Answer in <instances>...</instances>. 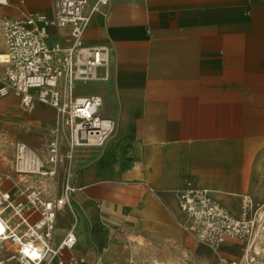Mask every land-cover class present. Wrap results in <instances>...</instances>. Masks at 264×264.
Wrapping results in <instances>:
<instances>
[{
  "label": "crops",
  "instance_id": "1",
  "mask_svg": "<svg viewBox=\"0 0 264 264\" xmlns=\"http://www.w3.org/2000/svg\"><path fill=\"white\" fill-rule=\"evenodd\" d=\"M57 1L7 0L0 6V26L4 19L23 15L51 19ZM96 2L89 0L88 9ZM86 29L93 38H83L84 45L106 48L108 60L110 49L117 91L128 93L120 132L128 138L131 154L126 164L105 154L91 168L74 172L69 180L76 189L71 195L73 221L66 209L56 214L53 247L74 226L76 245L65 252L64 260L74 257L93 264L98 259L100 264L101 250L118 242L106 233L114 226H125L134 246L151 236L177 234L181 216L173 191L189 186L188 181L210 191L220 206L237 216L231 206L240 209L243 178L254 170L253 158L264 152L257 150L261 141L264 145V0H109ZM56 44L69 47L68 28L49 29L48 45ZM3 46L0 32V54ZM75 91L78 97L100 98V119L112 115L114 88L93 81L77 84ZM134 92L144 93L143 100L129 96ZM9 94L0 101V124L10 125L5 133L16 139L28 134L37 143L56 117L41 106L30 108L27 116L12 106L16 96ZM136 108L158 110L153 120L143 112L140 137H134V124L128 120L130 109ZM215 155L221 156L217 162ZM217 171L222 173L215 175ZM225 246H236L237 251L230 254ZM179 247L194 264H220V256L236 257L242 242L227 240L220 252H209L180 237ZM133 257L128 264H134ZM146 257L162 264H176L180 258L161 249L150 250Z\"/></svg>",
  "mask_w": 264,
  "mask_h": 264
},
{
  "label": "built area",
  "instance_id": "2",
  "mask_svg": "<svg viewBox=\"0 0 264 264\" xmlns=\"http://www.w3.org/2000/svg\"><path fill=\"white\" fill-rule=\"evenodd\" d=\"M109 0H99L105 5ZM89 0H58L55 15L52 19L43 16L23 15L18 19L2 21L1 30L5 44L3 54L4 78L8 90L0 89V99L11 91L20 98L23 107L28 108L34 101L54 108L71 123L82 121L78 110L85 109L87 104H95L98 109L99 99L89 98L86 105L77 107L73 92L74 85L85 83L97 75L99 68L105 67L108 57L106 48L86 47L83 36L90 13ZM7 0H0L5 6ZM69 29L70 45L62 48L59 45L49 46V29ZM106 78V77H105ZM102 80V79H99ZM81 106V105H79ZM95 111L91 112L93 115ZM101 144L105 139L101 133ZM51 163L56 161L57 144H50ZM72 148V147H71ZM32 152L23 143L15 145V168L22 172L28 161L36 160ZM32 157V159H30ZM71 158V156L69 157ZM21 164L22 169L17 167ZM54 175V172L48 173ZM75 192L69 183V176L61 187V192L53 202L31 201L33 206H40V220L34 219L36 211L25 214L21 203L13 205L9 194L2 196V202L14 211L18 222L13 229H7L1 235L0 253L6 252L3 244L8 242L14 252L0 258V264H82L83 260L69 257L64 260L65 252L71 251L76 239L70 229L61 242L52 247L56 214L64 209L70 210V196ZM10 202V204L8 203ZM177 207L185 216L187 226L184 228L199 243L210 250L217 251L227 240H240L253 237L256 232L264 238V209L261 216L258 207L249 201L241 205V214L235 219L220 206L209 192L186 187L177 194ZM41 249L34 245L41 243ZM30 242V243H28ZM248 242V241H247ZM28 246L25 249L24 245ZM37 252V254H34ZM223 264H239L235 261L221 260Z\"/></svg>",
  "mask_w": 264,
  "mask_h": 264
},
{
  "label": "rangeland",
  "instance_id": "3",
  "mask_svg": "<svg viewBox=\"0 0 264 264\" xmlns=\"http://www.w3.org/2000/svg\"><path fill=\"white\" fill-rule=\"evenodd\" d=\"M83 38L85 39V41L91 42L90 40L93 38L92 31L86 29ZM108 61V66L99 68L97 70V78L103 79L106 77L105 80H101L100 82L94 81V83L105 85L108 87L110 86L116 91V93L113 95V98H111L109 102L110 106L112 107V115L108 117V120L115 124V127L113 128V131L108 132L105 135V139L101 144L90 143L87 138L81 139L79 131V143L81 145H74L71 148V145L73 143L70 135L72 133V128L69 129V125L63 126L61 119L58 122L57 117L60 114L57 113L54 108L40 104L36 101H34L32 105H30L31 108L37 106L44 107L56 117V122L51 124L48 128L50 132L44 135V138L37 137V143H32V141H30L31 135L28 134H24V137L22 139L12 138L10 135H7L4 131V129H6L10 125L6 127V125L2 126L0 124V131H4L3 134L0 135V222L4 223L5 219H10L12 217L13 218L10 221V226L13 227V225L17 224L18 222V219L17 217H15L14 211L12 209L8 208L4 211V207L6 206V204L2 202V196L4 194H9V201L13 205H15L16 203H21L23 207V213L28 214L32 211H36L33 216L34 219L38 220L40 206H33L31 204V201L38 200V202H53L56 198H58L61 192V187L65 180L68 178L69 172H77L86 167L91 168L93 165L99 163V161L105 154H108L110 156H116L118 161L122 164H126L129 162L131 154L129 140L128 138L123 136V133L120 132V124L122 123V126L125 125L123 124V122H125L126 118H122V110L128 93H122L120 91H117L118 88H116V82H118V79L115 75L116 65H114L112 61L110 49ZM0 66L2 67V65ZM1 75L4 76L3 68L1 71ZM9 95L10 94H8L6 97H8ZM78 95L80 94L76 93V91L73 92V97L76 98ZM144 95L145 94L142 92H134L129 94V96H135L139 101L143 100ZM12 96L15 97L14 94H12ZM1 100L2 98L0 99V101ZM19 101V98L15 97V99L11 103L12 106L17 107L21 112H23L27 116L31 115L30 107L24 108L22 104H19ZM33 110L34 109H31V111ZM97 110L98 114L101 115V107H98ZM144 111L149 112L150 118L152 120L155 119V115L158 112L157 109H130L131 114L128 120H130L134 124V127L132 126L134 131V137H140L142 135L143 122L141 115ZM67 119L68 118L66 117V120ZM75 121H77L78 123V120ZM125 129L127 130V128ZM57 132H59V134H57ZM52 142H56L57 144L55 163H50L51 154L49 152V146ZM17 143L25 144L30 149V151H32L33 154L39 159V162L42 163L43 166L38 165L37 161L35 162L34 160H31L27 162V165L25 166L26 168L22 172H18V170L15 168V145ZM261 143L262 141L260 142L257 150L264 148V145H262ZM37 147H42L43 151L38 152L36 150ZM179 155H181L182 157V150L179 151ZM70 156L71 158H69ZM220 159L221 156L219 155H215L213 158L215 162ZM247 159L248 158H246V160ZM257 159L258 156H255L253 158L252 167H254V170L249 172L247 171L246 175L243 178L244 182L242 183V189L240 190L242 192V196L248 197L254 205H260L264 203V152H262L259 159ZM70 166H72V168ZM50 172H54V175H48V173ZM42 173H45L47 175H42ZM215 173V175H219L222 172L217 171ZM92 177L93 176H91V178ZM188 183V187L194 188V184L192 181H188ZM184 188H186V186L173 191V195L175 197V204L177 202L178 192H180ZM231 207L233 210L237 211V215L239 213V209L237 210V207L235 205H232ZM154 208V205H152V212L155 211ZM162 210L166 211L163 207ZM64 211L69 214V216L71 217V221H73V215L71 214L70 210L66 209ZM168 211L170 212L171 210ZM179 214V216L181 217L177 225V234L173 232H166L161 237L151 236L150 241L143 240L141 241L140 246H134L133 243H131V241L135 239L130 236L131 233L127 230L125 226H114L113 228L108 229L106 233H109L110 236L112 238L117 239L118 242L114 245L107 246L106 248H103L101 250V255H103L104 259L100 262V264H128V259L129 257L131 258V255L135 256V258L133 257L134 264H162L163 262L159 261L158 259L153 261L151 257H146L147 253L150 252V250L158 249L166 251V255L168 256L171 255L175 258L180 257L176 258V260H178V262H175L176 264H194L193 262H191L189 255L180 252V237L188 238L195 244H197L200 248H203L204 250H207L209 252H214L210 250L206 245L199 243L191 234L184 230V228L187 226L186 218L181 212ZM67 220L68 218L64 215V217L62 218L63 223L66 224ZM241 240L242 239L235 241ZM139 243L140 240H137V244ZM0 244H2L1 239ZM3 246L7 251L0 253V258L7 256L15 250L14 247H10V243L8 242L4 243ZM225 247L226 251L230 254H234L237 251L236 246ZM221 248L222 246L218 249V252H220ZM245 248H247V246L242 242V251L239 250L236 254V257L228 260L220 256L219 263L223 264L221 260L224 259L228 262L235 261L239 263L241 256L245 257ZM109 256L112 258L106 259ZM256 261H264V259H256ZM98 263L99 261L97 259L96 262L93 264ZM51 264H53V262Z\"/></svg>",
  "mask_w": 264,
  "mask_h": 264
},
{
  "label": "bare ground",
  "instance_id": "4",
  "mask_svg": "<svg viewBox=\"0 0 264 264\" xmlns=\"http://www.w3.org/2000/svg\"><path fill=\"white\" fill-rule=\"evenodd\" d=\"M99 0H97V2L93 5V7H95V11L91 12L90 13V18H89V21L88 23L90 22V19H91V16L94 14V13H99L101 8L107 6L108 2L105 4V5H101L99 4L98 2ZM57 4V3H56ZM56 4H55V7H56ZM44 17V16H43ZM45 19H47L46 17H44ZM49 20V19H47ZM88 23H87V26H88ZM1 25H2V22H1ZM86 26V27H87ZM58 30H62V29H58ZM0 32H1V38H2V41H3V37H2V30H1V26H0ZM3 44H4V41H3ZM5 47V46H3ZM108 51V50H107ZM4 54V53H3ZM3 54H0V63L3 62ZM108 63V57H107V60H106V64ZM1 65V64H0ZM107 66V65H106ZM3 78V82H4V85L0 88V89H4V90H8V86H7V83L5 81V78L4 76H2ZM105 80V78L102 79V81ZM93 81H99V79L97 78V75H94L92 78H89L88 81H86L85 83H77V84H86V83H89V82H93ZM101 81V80H100ZM75 84L74 87L77 85ZM7 95L9 93H12L11 91H7ZM14 94V93H12ZM6 95V96H7ZM15 95V94H14ZM4 96V97H6ZM16 96V95H15ZM3 97V98H4ZM17 97V96H16ZM89 98H97L99 99V104L97 105L98 107L101 106V100L100 98L96 97V96H88V97H76L75 100L76 102L74 104L77 105V107H84L86 105V101H89ZM20 99V98H19ZM20 104L21 103V100H20ZM33 104V103H32ZM31 104V105H32ZM81 105V106H79ZM23 106V105H22ZM30 107V106H29ZM28 107V108H29ZM25 108V107H24ZM31 108V107H30ZM94 112L93 115H90L91 112ZM78 112L80 113L82 119V121H72L71 123L68 121V119L66 120V117L64 115H58L57 117V120L58 122L60 121V119L62 120V125H69V129L72 128V133L70 134L71 135V139H72V145L71 147H73L74 145L75 146H80L81 144L79 143V131H80V138L81 139H84V138H87V140L90 142V143H97L99 140H101V133L102 131H104V134H107L108 132H111L113 131V124L111 121L109 120H102L98 117V110H97V107H95V104H87L86 108L85 109H81V110H78ZM80 122V123H79ZM67 129V128H66ZM68 130V129H67ZM57 134H59V132H57ZM69 134V133H68ZM32 152V151H31ZM50 152V151H49ZM32 157L37 161V164L38 165H42V163L39 162V159L33 154L32 152ZM32 157H30V159H32ZM51 163V161H50ZM72 163V162H71ZM70 163V164H71ZM72 168V166H70ZM18 169H22L21 167V164H19V166L17 167ZM73 174L74 172H69L68 173V176L69 178L73 179ZM42 175H47L45 173H42ZM187 187V186H186ZM74 188V187H72ZM195 189H198V190H202V191H206V192H209L211 193L210 191L208 190H204V189H200V188H196L194 187ZM75 189V188H74ZM76 190V189H75ZM246 201H249L252 206H256L258 207L259 211H258V214L259 216H261V213H262V210L264 209V203L260 204V205H254L251 200L248 198V197H244L242 196V203L241 205L246 202ZM9 203V202H8ZM10 204V203H9ZM241 205H240V209H239V214L237 216H234L230 211H228L231 216L235 219H238L240 217V214H241ZM73 197L70 196V212L71 214L74 215V210H73ZM9 207H4V211L7 210ZM223 208V207H222ZM225 209V208H224ZM179 210V209H178ZM227 210V209H226ZM180 212V211H179ZM13 218V217H12ZM5 219L4 223L0 222V236L1 235H5V238H2V239H6V235H7V229H13L15 227V225L10 226L11 223V219ZM40 220V216H39V219ZM74 230V226L72 227V231ZM54 232H55V228H54ZM53 232V234H54ZM73 234H74V231H73ZM74 237H75V234H74ZM1 239V238H0ZM1 239V240H2ZM76 239V237H75ZM248 241V242H247ZM43 240H41V243H38L37 245H34L36 248H39L41 249V245L43 244ZM240 242H243L247 248L244 249V256L245 257H242L239 261V264H264V261H256L257 260H262L264 259V238L257 234L256 232L253 234V237L250 238V237H246V238H243ZM30 243V242H28ZM1 245V244H0ZM50 245L53 247L55 245L54 243V238L52 239ZM76 245V244H75ZM74 245V247H75ZM25 249H28V246L25 244ZM73 247V248H74ZM72 248V249H73ZM71 249V251H72ZM34 254H37V252H35ZM225 260V259H224ZM53 262V264L55 263L54 260L51 261V263ZM50 263V264H51Z\"/></svg>",
  "mask_w": 264,
  "mask_h": 264
}]
</instances>
